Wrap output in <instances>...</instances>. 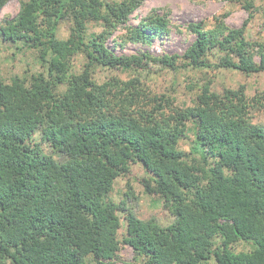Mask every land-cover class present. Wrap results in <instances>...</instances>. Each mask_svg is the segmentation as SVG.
Here are the masks:
<instances>
[{"label": "trees", "instance_id": "1", "mask_svg": "<svg viewBox=\"0 0 264 264\" xmlns=\"http://www.w3.org/2000/svg\"><path fill=\"white\" fill-rule=\"evenodd\" d=\"M146 1L27 0L1 28L3 40H22L50 60L44 76L0 81V264H111L120 244L146 264H264V126L251 120L264 92L249 98L242 86L219 93L203 87L189 106L152 94L138 78L93 79L95 66L124 71L150 63L261 73L264 42L247 40L249 19L234 29L221 19L212 28L190 23L195 39L181 56L112 54L107 39ZM7 2L0 0V11ZM150 9L128 30L130 40L168 32L166 19ZM65 19L69 37L58 39ZM89 22L101 31L87 36ZM78 54L87 63L73 73ZM189 130L199 165L179 148ZM37 132L61 161L33 142ZM135 162L150 174L146 192L162 199L170 225L108 200ZM241 242L251 250L237 252Z\"/></svg>", "mask_w": 264, "mask_h": 264}, {"label": "rangeland", "instance_id": "2", "mask_svg": "<svg viewBox=\"0 0 264 264\" xmlns=\"http://www.w3.org/2000/svg\"><path fill=\"white\" fill-rule=\"evenodd\" d=\"M26 1L8 0L0 11V32L2 27L16 17L21 3ZM247 3L251 4L250 8L247 7ZM150 8L156 9L157 13L166 19L168 32L150 34L145 31L147 35L145 41L130 40L128 30L139 28L140 20L150 12ZM221 19L230 29L240 28L249 19L245 32L247 40L251 43L264 42V0H147L130 16L125 25L119 26L111 34L106 41V47L116 56L143 53L154 57L181 56L195 39L187 28L190 23H203L206 28H212L216 21ZM70 27L71 23L68 19L62 20L58 25L57 38L67 39ZM87 28V36L101 31L100 24L95 22H89ZM252 54L253 62L258 64V54L256 51H252ZM211 58L215 59V56ZM49 60L47 56V60L43 61L38 50L29 48L22 40L6 41L0 35V81L9 83L13 77L28 79L33 75L44 76L48 70ZM86 63L84 54L74 56L71 60V72L80 73ZM110 77L121 80L138 78L152 94H168L176 99L177 104L189 106L203 87L219 93L223 89H237L242 86L245 95L249 98L264 92V72L246 75L234 69L182 68L172 71L163 68L159 63H150L144 69L123 71L95 66L93 79L96 82L102 83ZM64 90V84L57 86L58 92ZM251 118L253 123L264 126V107L254 109L251 112ZM188 126L191 128V124ZM33 142L39 144L44 153L58 161L62 160V156L52 152L48 144L42 140L39 132L34 135ZM193 145L194 134L192 130H189L186 137L179 142V148L188 154L193 164L199 165L198 156L190 151ZM146 180H150V174L142 164L131 163L129 172L114 181L108 200L132 210L141 220L155 219L160 226L166 227L173 222V216L164 207L159 196L146 192ZM117 215L121 223L118 232V238L121 240L125 233L124 212L119 210ZM234 248L237 252L251 250L249 244L242 242ZM110 262L111 264H146L144 259L135 255L134 251L124 244H120L116 256Z\"/></svg>", "mask_w": 264, "mask_h": 264}]
</instances>
